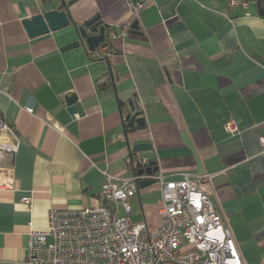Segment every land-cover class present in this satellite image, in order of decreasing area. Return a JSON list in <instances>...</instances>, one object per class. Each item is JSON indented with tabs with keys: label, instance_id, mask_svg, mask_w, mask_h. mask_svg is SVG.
<instances>
[{
	"label": "crops",
	"instance_id": "crops-1",
	"mask_svg": "<svg viewBox=\"0 0 264 264\" xmlns=\"http://www.w3.org/2000/svg\"><path fill=\"white\" fill-rule=\"evenodd\" d=\"M65 1H74V25L31 38L22 22L44 0H0V116L20 139L0 170V183L15 181L14 189H0V261L25 259L30 232L48 228L51 208L103 205L105 173L119 184L135 175L130 149L151 143L139 158L157 162L154 176L214 175L201 189L227 220L245 264H264V16L257 2L156 0L141 12L137 32L112 40L108 60H95L84 45L62 47L97 16L120 32L134 0ZM132 100L144 127L125 123L135 113ZM229 121L239 134L226 131ZM135 198L143 221L158 226L159 188L139 187Z\"/></svg>",
	"mask_w": 264,
	"mask_h": 264
},
{
	"label": "built area",
	"instance_id": "built-area-1",
	"mask_svg": "<svg viewBox=\"0 0 264 264\" xmlns=\"http://www.w3.org/2000/svg\"><path fill=\"white\" fill-rule=\"evenodd\" d=\"M156 0L130 2L131 18L120 32L112 31L109 41L124 39L141 18V12ZM247 0H230V7H246ZM103 44V43H102ZM91 51L92 59L106 58L109 43ZM25 110L34 113V105ZM225 129L239 134L235 121ZM20 139L7 118L0 116V170L6 154H14ZM147 164V162H145ZM214 175L198 178L184 174L182 180L167 181L162 173L153 176L161 192L160 223L132 222L131 199L139 182L151 177L133 175L116 183L105 173L104 204L79 209L51 208L48 228L32 230L21 262L0 264H245L233 231L209 194L201 189ZM15 181L0 183V189H14ZM22 202L32 205L31 197Z\"/></svg>",
	"mask_w": 264,
	"mask_h": 264
},
{
	"label": "water",
	"instance_id": "water-1",
	"mask_svg": "<svg viewBox=\"0 0 264 264\" xmlns=\"http://www.w3.org/2000/svg\"><path fill=\"white\" fill-rule=\"evenodd\" d=\"M74 1L66 2L65 0H44L43 8L40 13L23 20V25L26 28L28 35L31 38H36L49 34L50 32H56L68 27L70 24L74 25V21L71 17L69 10L70 5ZM100 16H97L90 21L86 22L84 27H77L79 33V40L70 43L62 47V51L71 50L84 45L88 51H93L99 48V46L104 43L106 38V29L101 26ZM133 31L139 30L138 22H135L132 26ZM106 60H108L106 58ZM113 78L112 72L110 71ZM114 82V80H113ZM77 96L71 95L67 97L68 105L70 106V111L72 115L77 113L75 104L77 103ZM130 106L132 111L135 113L128 114L124 119L125 123L129 127H133L135 124L138 127H144L146 125V119L141 116V111L139 105L136 101H130ZM153 145L151 143H139L134 144L130 149V164L133 167V171L138 176L151 177L147 180H142L139 182V187L141 189L152 187L156 184V180L152 178L158 171L159 166L156 161H150L145 163L142 158H139V154L145 151L152 150Z\"/></svg>",
	"mask_w": 264,
	"mask_h": 264
},
{
	"label": "rangeland",
	"instance_id": "rangeland-1",
	"mask_svg": "<svg viewBox=\"0 0 264 264\" xmlns=\"http://www.w3.org/2000/svg\"><path fill=\"white\" fill-rule=\"evenodd\" d=\"M152 187H155V189H157V186H152ZM152 194H153V197L151 200L156 201L158 199L157 196L159 195L158 191H155ZM131 205H132L133 213H134L132 216V222L134 224L142 222L143 221V214L141 211H139V207H138V204L136 202V198L133 200L131 199Z\"/></svg>",
	"mask_w": 264,
	"mask_h": 264
},
{
	"label": "trees",
	"instance_id": "trees-1",
	"mask_svg": "<svg viewBox=\"0 0 264 264\" xmlns=\"http://www.w3.org/2000/svg\"><path fill=\"white\" fill-rule=\"evenodd\" d=\"M255 1L257 2V5H258L259 14L264 16V0H255ZM82 27H84V26H82ZM105 29H106V38H105V41L102 45H106L109 43V48H110L111 42L109 41V33L111 30L108 27H105ZM90 53L91 52H89V54ZM110 84L111 83H110V78H109L108 80L104 81V84H101V85L107 87V86H110Z\"/></svg>",
	"mask_w": 264,
	"mask_h": 264
}]
</instances>
